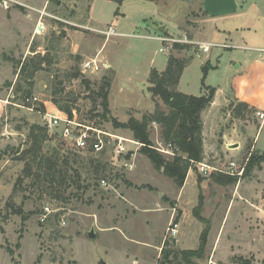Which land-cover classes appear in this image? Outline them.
Masks as SVG:
<instances>
[{
  "label": "rangeland",
  "instance_id": "rangeland-1",
  "mask_svg": "<svg viewBox=\"0 0 264 264\" xmlns=\"http://www.w3.org/2000/svg\"><path fill=\"white\" fill-rule=\"evenodd\" d=\"M202 2L0 0V264H162L161 248L177 252L180 264H242L245 259L264 264V161L258 167L250 164L245 177L203 175L190 162L177 207L174 193L181 187L155 169L128 129L98 116L102 109L96 93L106 76L112 77L107 117L124 123L130 116L140 119L151 113L157 103L164 109L148 91L149 74L161 73L169 55L189 57L177 89L200 96L214 88L201 161L245 167L251 157L261 155L264 127L259 130L256 111L232 99L223 107L218 104L225 94L232 98L235 78L249 74L243 68L246 61L264 55V0H237L235 13L219 17L204 15ZM110 25L116 34L105 37L100 31ZM185 38L211 46L206 52L196 43H188L189 49L174 47V41ZM28 57H45L30 96L14 88L18 64ZM92 59L98 67L93 72L84 67ZM76 71L88 82L72 78ZM21 86L27 88L24 80ZM58 90L77 121L121 137L128 157L113 153L117 139L110 136L101 152H85L64 141L60 127H47L45 113L66 115L50 101ZM34 124L45 125L51 138L44 151L60 148L71 170L79 171V181L89 183L86 191L68 188L54 198L21 178L25 161L20 152L30 145L28 131ZM159 132V126H150V147L168 160L179 152ZM89 158L98 163H79ZM97 169L104 184L94 178ZM12 203L30 213L26 220L10 212ZM170 220L178 224L174 237L166 230ZM203 230L201 257L182 254L199 247Z\"/></svg>",
  "mask_w": 264,
  "mask_h": 264
},
{
  "label": "trees",
  "instance_id": "trees-1",
  "mask_svg": "<svg viewBox=\"0 0 264 264\" xmlns=\"http://www.w3.org/2000/svg\"><path fill=\"white\" fill-rule=\"evenodd\" d=\"M121 2V0H116ZM204 15H208L203 11ZM191 40V36H187ZM174 47L181 49H189L188 43L174 42ZM45 57L26 58L22 63L18 64L17 80L15 81V93L22 92L23 95L30 96L33 89V81L37 71L41 70V63ZM79 58V57H77ZM189 57H177L169 55L165 69L159 73L155 70L151 71L148 77V91L153 100L158 99L164 105V109L157 103L151 113H144L140 119L130 116L129 119L121 123L114 117H107L109 114L108 94L111 87V76L103 77L101 86L96 93L100 98V106L102 109V119H109L115 128H126L131 132L132 138L143 144L141 150L143 154L151 161L155 169H162L163 173L169 177L177 187H181L186 179L187 171L190 167V161L199 162L203 159V137L202 129L203 122L201 113L213 101L214 88H206L207 93L200 96L185 94L177 89L180 76L185 68ZM72 78L81 77L85 80L78 71L71 75ZM21 80L26 82V89L21 86ZM87 83L88 81L85 80ZM60 91H53L50 101L57 109L68 117H72L73 107L67 103L62 104L59 99ZM239 105L248 108L245 103ZM230 107L234 104L230 103ZM39 110V109H38ZM40 110H44V106L40 104ZM252 110V109H251ZM156 124L160 128V137L162 141L170 147L176 148L179 153L165 160L164 157L151 148L150 126ZM48 131L45 125H31L28 131V139L30 145L20 152L23 153L21 161H25L23 175L21 178H29V184L44 189L46 192L55 194L54 198H60L68 189L73 188L76 192L86 191L89 188V183H81L79 181L80 173L77 169L71 170L67 157H62L61 149L57 146L53 147L49 153L44 151V143L50 141ZM19 152V151H16ZM128 157V153L125 155ZM247 165L244 167L243 177L249 173L250 164L259 166V162L264 161V151L257 157H251ZM98 163L96 159H82L79 163L83 166H90ZM71 170V171H70ZM101 171L97 169L95 172ZM73 176L75 178H73ZM103 177V176H102ZM96 180L101 179L99 174H95ZM220 178V177H219ZM103 180V179H101ZM18 181H22L19 177ZM219 183H223L219 181ZM71 192V191H70ZM62 193V194H61ZM61 194V195H60ZM11 213L21 216L22 220H26L30 213H24L21 207H15L12 204ZM198 217V216H197ZM202 221L200 217H198ZM176 220V219H175ZM206 230H203L200 237V245L197 249L181 250L184 255H194L197 258L201 257L205 245ZM161 263L162 264H180L178 261V253L175 251H165L161 248ZM160 259V258H159ZM199 264V263H192ZM242 264H251L247 259L243 260Z\"/></svg>",
  "mask_w": 264,
  "mask_h": 264
},
{
  "label": "built area",
  "instance_id": "built-area-1",
  "mask_svg": "<svg viewBox=\"0 0 264 264\" xmlns=\"http://www.w3.org/2000/svg\"><path fill=\"white\" fill-rule=\"evenodd\" d=\"M101 34H103L105 37H109L111 35H115L116 31L114 30L113 26H108L104 30L100 31ZM184 43H196L199 45V48H201L202 51L206 52L208 51L209 47L211 46L210 43H203L201 42H188L186 38L184 39ZM174 42H181V41H174ZM195 45V44H194ZM223 47H227L228 45L222 44ZM255 51H262L261 49H257ZM264 52V50L262 51ZM264 61V56H263ZM85 68L91 67V72L97 71V63L95 59H92L90 61H87L84 63ZM256 117L260 120V125L264 123V111H256ZM45 125L49 128L51 127H60V136L64 141H69V143L75 147L78 150H82L85 152H93L98 153L101 152L104 148L106 138L110 136L111 138L117 139V145L113 149V153L118 156L120 154H125L126 149L124 147V140L117 136V135H111V133H108L100 128L85 125L79 121H77L74 116L71 118L67 115H64L63 117H59L57 115H53L50 113H45ZM60 122H63V124L60 126ZM168 152V151H167ZM191 163H195L197 165L198 172L203 175H210L212 172H220L224 173L230 176H236L241 177L243 175L244 166H237L235 162L229 161L228 164L224 168H221L217 165H211L206 162H195L190 161ZM102 183L104 184L105 181L102 180ZM167 232L171 237H174L178 231V224L177 222L170 220L169 225L167 226Z\"/></svg>",
  "mask_w": 264,
  "mask_h": 264
},
{
  "label": "crops",
  "instance_id": "crops-1",
  "mask_svg": "<svg viewBox=\"0 0 264 264\" xmlns=\"http://www.w3.org/2000/svg\"><path fill=\"white\" fill-rule=\"evenodd\" d=\"M238 8H239V4H238ZM92 28H94V27H92ZM203 43H207V42H203ZM104 47H103V49H104ZM253 47H254L253 48L254 50L262 49L259 46H253ZM99 56L104 58L105 59L104 62L108 66H110L108 60H106V57L102 56L101 53L98 54V57ZM263 56L264 55L251 56L250 60L246 61L243 68H245L249 72V74L247 76L239 75V77L235 78V80L233 81V84L231 86V91L229 93L232 98H230L227 94H225L224 101L222 103L218 104V108L225 106L226 103H228L230 101V99H232L233 102H235L237 104L240 102L245 103L248 106V109H252L255 111H264V73L261 72L262 65L264 66ZM241 66H242V64L239 61V65L237 64L236 67L238 69H240ZM214 104H215V101L213 99L210 106H208L201 113V118H202V122H203V129H202L203 142H204V137H205V134L207 131L206 130L207 129L206 112L212 111V107L214 106ZM257 119L260 123V120L258 117H257ZM261 127H264V123L262 124V126L259 124V130ZM259 130H258L257 134L255 135V140L257 139ZM224 136L225 135H223V137ZM228 146H229V144L226 145V147H228ZM126 154H127V152L124 155H126ZM190 171H188L187 177H189ZM185 183L187 185V180L184 181V184L181 186L180 189H177V193H174L175 201L178 202L177 204H175L177 207L180 206L179 201H180V198L183 196ZM233 202H234V200H233Z\"/></svg>",
  "mask_w": 264,
  "mask_h": 264
},
{
  "label": "water",
  "instance_id": "water-1",
  "mask_svg": "<svg viewBox=\"0 0 264 264\" xmlns=\"http://www.w3.org/2000/svg\"><path fill=\"white\" fill-rule=\"evenodd\" d=\"M202 9L210 17L225 16L235 13L238 9L237 0H203ZM90 237H93V232H89ZM100 264H106L104 260H100Z\"/></svg>",
  "mask_w": 264,
  "mask_h": 264
}]
</instances>
